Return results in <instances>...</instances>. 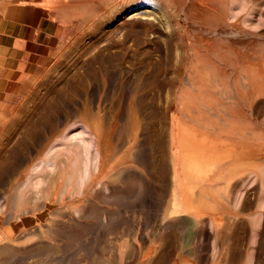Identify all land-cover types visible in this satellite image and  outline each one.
Instances as JSON below:
<instances>
[{"label": "rangeland", "instance_id": "rangeland-1", "mask_svg": "<svg viewBox=\"0 0 264 264\" xmlns=\"http://www.w3.org/2000/svg\"><path fill=\"white\" fill-rule=\"evenodd\" d=\"M11 11L0 264H264V0Z\"/></svg>", "mask_w": 264, "mask_h": 264}, {"label": "crops", "instance_id": "crops-1", "mask_svg": "<svg viewBox=\"0 0 264 264\" xmlns=\"http://www.w3.org/2000/svg\"><path fill=\"white\" fill-rule=\"evenodd\" d=\"M41 14L42 11L36 20L42 21ZM31 22L23 11L14 14L12 11L0 12V93L4 92V86L10 82L9 78L14 71L12 62L20 61V54H23L22 52L25 50L24 46L27 43V38L30 37L29 34L35 33V29L28 28V26H36ZM28 29L31 31L29 34Z\"/></svg>", "mask_w": 264, "mask_h": 264}]
</instances>
